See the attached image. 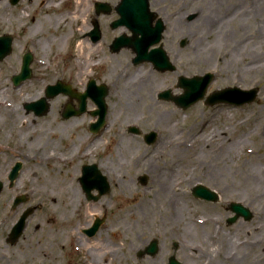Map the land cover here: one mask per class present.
Instances as JSON below:
<instances>
[{
	"label": "rangeland",
	"instance_id": "1",
	"mask_svg": "<svg viewBox=\"0 0 264 264\" xmlns=\"http://www.w3.org/2000/svg\"><path fill=\"white\" fill-rule=\"evenodd\" d=\"M31 1L36 3L33 9L24 18L22 14L17 17L16 12L31 7ZM149 1L152 10L160 9L158 13L167 25H177L164 33L163 47L170 48L166 40L171 39L172 51L182 54L175 57L171 50L167 51L175 71L150 73V64L131 63L134 55L130 50L115 55L108 51L111 39L120 31L110 28L118 15L112 11L95 17L94 5L104 2L114 7L119 0H92L81 20L85 23L83 40L86 39L83 56L93 45L85 33L92 27V19L98 21L101 40L92 57L98 59V65L80 61L75 48L79 38L76 26L64 29L55 25L54 14L43 9V0H21L15 5L10 0L4 2L8 9L0 11V36L9 35L13 41L11 53L0 62V92L7 101H14L17 95L32 98L18 104L19 116L24 118L17 125H12L0 110L3 264H13L15 260L17 264H84V260L87 264H106L109 256H101L106 247L113 252L110 264H167L171 255L181 264H264L260 256L264 255V161L259 159L264 153V0ZM73 5V1L65 3L61 11ZM49 19L51 23L47 22ZM65 36H70L68 41L63 40ZM28 37H32V43ZM182 38L188 40L186 49L178 45ZM56 39H62L63 44L56 43ZM27 52L34 58L31 78L14 86L11 76L19 73ZM207 71H213L216 78L211 90L240 85L248 90L257 88L259 95L249 106L217 109L198 102L182 110L158 99L161 90L170 89L172 95L182 93L174 87L179 76L191 77ZM149 74L152 80L146 81ZM91 79L108 88L105 124L97 134L89 130L96 121L87 112L96 109L89 99L83 115L67 120L60 117L68 102L64 95L49 102L44 116H35L25 108L42 98L46 86L58 80L84 92ZM154 88H158L156 93L152 92ZM130 126L137 127L141 135L127 132ZM149 132L156 133L157 138L146 145L144 134ZM174 139L185 144H166ZM206 140H214V144L204 147ZM89 143L96 148L89 147V155H83L81 152ZM72 144L80 146V152L78 148L74 151ZM218 145H223L221 150ZM218 149L221 156L216 154ZM62 154L68 156L67 165L53 158ZM18 162L22 166L19 174L32 175L29 182L16 180L9 184V171ZM92 164L105 176L110 191L99 199L88 200L81 188L80 210L67 228L64 221L58 223L55 212L60 207V194L67 191L63 180L72 175L75 166L81 178L83 166ZM119 164L137 169L124 174ZM141 175L151 181L141 186ZM198 184L218 192L219 202L195 199L191 190ZM174 191L178 196L170 200ZM21 195L26 201L14 207L15 198ZM231 202L244 204L254 217L227 226V205ZM89 205L97 214L85 229L91 227L95 218L104 216L105 221L93 236L73 230L75 223L82 225L87 221L85 210ZM172 207L178 211L174 213ZM28 208L34 212L27 218L19 240L11 245L7 236L21 212ZM53 230L60 231L61 238ZM93 240L102 241L105 248L86 251L82 247ZM150 240H157L158 254L154 258H138L136 252ZM250 243L254 245L249 246ZM42 246L44 254L32 249Z\"/></svg>",
	"mask_w": 264,
	"mask_h": 264
},
{
	"label": "water",
	"instance_id": "2",
	"mask_svg": "<svg viewBox=\"0 0 264 264\" xmlns=\"http://www.w3.org/2000/svg\"><path fill=\"white\" fill-rule=\"evenodd\" d=\"M18 0H11L12 4H15ZM148 0H121L115 9L117 14L119 15V19L114 23H112V28H118L119 26H125L132 32V37L121 36L119 38L114 39V42L111 46V51H119L122 47L131 48L133 52L136 53V58L133 59L134 63H140L143 61H152L155 68L159 71L165 70H173L171 63L168 60L165 52L162 48H156L152 50L153 55L147 54V48L150 46L157 44L160 41L161 33L164 30L163 24L161 20H158L156 24L153 26L152 22L155 19V15L149 10ZM96 13H110L111 8L107 4H96ZM98 28L95 27V30L90 33L92 39L97 41L99 39ZM11 43L12 39L10 36L0 37V61H2L7 55L11 52ZM155 55V56H154ZM32 61V56L29 53L24 54L23 62L21 67V72L18 75L12 76V82L14 85L18 86L21 82H24L30 79L31 70L29 68ZM210 75L204 76H195L193 78H180V85L184 89V93L180 96L171 98L172 101L182 107L187 108L188 106L196 103L197 101L203 99L206 93V87H208V83L211 80ZM88 90L84 94H78L71 90L69 85H64L61 82H57L55 85L47 86L45 91V97L40 100L27 104V111L32 110L36 116H43L48 113L49 104L48 100L55 98L59 94H66L72 98L78 100L79 109L75 111L72 107L66 106V109L63 113L64 118H69L72 115H80L85 111L86 108V98L90 97L97 105L98 110L93 112L91 115L98 116V121L95 124L91 125V131L97 132L98 129L102 127L104 124V117L106 114V104L104 101V97L106 96V89L103 86L96 87L93 82L88 83ZM258 95L257 89H251L248 91H241L237 88H228L223 91H219L211 94L208 98H206V103L209 105H214L217 103H228L231 105H242L252 103L256 96ZM163 97L165 99H170L168 94H164ZM135 130V129H131ZM148 139V143L153 142L155 139V133H150L146 137ZM21 169V164L16 163L12 168L9 174V183L13 182L17 176L18 171ZM83 176L80 179V182L83 186V190L87 194V198L91 199L92 196L90 192L96 189L99 193L97 197L93 199L96 200L100 198L102 195L107 194L109 191V185L106 181V178H103L101 173L96 168V165L84 166L83 168ZM145 179V178H144ZM143 178L140 179L142 183H145ZM2 184L0 183V189ZM197 197L216 201L217 195L214 192H209L203 187L196 188L194 190V194ZM20 202H24V198H17L13 203L14 206L20 204ZM230 211L232 214H235L233 217L227 220L228 225L234 224L240 217H242L245 221H249L252 219V214L249 209L243 207L240 204L232 203L230 205ZM32 210H26L21 216L20 220L12 229L11 235H9V242L14 244L19 235H21L26 218L31 214ZM103 219L95 220L94 226L86 230L85 232L88 236H93L98 230L99 226L104 222ZM157 243L155 241L151 242V244L145 249L146 252H139L138 257H142L148 253L151 256H154L157 252ZM168 264H181L175 260L174 257H171L168 261Z\"/></svg>",
	"mask_w": 264,
	"mask_h": 264
},
{
	"label": "bare ground",
	"instance_id": "3",
	"mask_svg": "<svg viewBox=\"0 0 264 264\" xmlns=\"http://www.w3.org/2000/svg\"><path fill=\"white\" fill-rule=\"evenodd\" d=\"M7 0H0V11H4L5 9H8L6 4H4V2H6ZM73 1L74 2V5L72 8H69V9H66V11H61L62 10V6L65 4V3H68V2H71ZM29 2V1H28ZM32 2V1H31ZM92 2V0H51L48 1V0H43V9L44 11H46L47 14H49L50 12H52L54 14V22L55 25H57L58 27H62L64 29H67L66 27H70V25H74L76 26V32L77 34L79 35V38L78 40L76 41L77 44H75V48L77 49V53L79 55H81V57L79 58L80 61H83V62H88V64H91V65H98L99 62H98V59L96 60H92V57L95 55L96 53V45H89L90 47L88 48L87 50V53H84V56L82 55L83 52H81V50L84 48L83 45H86V39L83 40V36H82V33H83V29H84V25L85 23H83V21L81 22V20L84 18V16L86 15L87 13V10H89V6H90V3ZM35 2L33 3L32 2V5L31 7H28V6H25L21 9L20 12H16L17 14V17H20L21 14H22V18L25 17V14L29 11V10H32L33 7L35 6ZM56 16V18H55ZM19 19V18H18ZM49 23L50 22V19L49 21H47ZM42 24H44V22H41ZM34 30V29H33ZM69 35L71 36V29L67 30ZM67 33V34H68ZM70 36H65L63 37V40L64 41H68V37ZM28 39L31 41V43L33 42L32 41V37H28ZM62 39H56V43H58L59 45H62L63 44V41ZM83 51V50H82ZM238 54V52L236 53V55ZM238 56V55H237ZM261 68L263 69V72H264V62L261 63ZM84 65H87L86 63ZM249 67L252 66V63L251 64H248ZM84 70V69H82ZM153 68L151 66L149 72L152 73ZM152 75L149 74V75H146V81H151ZM178 84L175 83L174 87H177ZM155 90H152L153 93H156L158 90V88H154ZM0 91H1V88H0ZM27 97V98H26ZM25 98L21 97L20 95H17L15 98H13L14 101H7L5 98H3V92H0V110H1V113H5L6 116H7V119L10 120V122L12 123V125H17V122L19 120H23L24 117H22L21 115L19 116V110L17 108L18 104L23 101V99H26V100H30L32 97H29V96H26ZM16 105V106H15ZM176 108V107H175ZM174 117H176V114L173 115ZM25 120V119H24ZM176 122V121H174ZM221 136H223V132H220L219 133ZM203 137V134L201 135V138ZM205 139V137H203V140ZM218 138H214V140H217ZM83 139H80V141H82ZM175 142H166V144L168 146H173L176 144L179 145V144H185V143H181V142H177V140H180V139H174ZM214 140H210V142H208L207 140L204 141V147H207L209 146L210 144H214ZM86 143V141H85ZM84 143V144H85ZM96 145L95 144H91L89 143L88 147L84 150V152H81L83 155H89V152H91V149H89V147H91L92 149L96 148L95 147ZM223 146V145H222ZM221 145H218V148H222ZM72 147L74 148V151L78 148V152H80L81 149H79L80 146L77 145V147H75L74 144H72ZM82 147V146H81ZM178 147V146H176ZM65 150L67 151L68 149L65 148ZM220 150L218 149L217 151V155L219 156L220 155ZM208 152V151H207ZM253 152V151H251ZM23 157H28V156H23ZM53 158H57L59 160H61V162L63 163H66L65 165H67V162H68V156L67 155H60L58 157H53ZM259 159L263 160L264 161V153L262 154L261 157H259ZM78 166H75L73 168V173L70 177H67L66 179H64L63 181L65 182V184L67 185V191L63 193H61L59 196L60 197V201H59V204H60V207H59V210L56 209V213L58 214V223L62 224L61 222L64 221L65 223V226L68 228V227H71L70 223L72 221H74V215L80 210V203H81V197H82V190H81V187H80V184L78 185L77 183V179H79V172H78ZM256 170V171H255ZM255 173H257L258 169H255ZM261 171V170H260ZM263 172V171H262ZM169 173H173L172 170L169 171ZM30 175H32V173H27V174H19L17 180H19L21 183L23 182H29V178H30ZM75 181V183H74ZM16 183V182H15ZM74 187V188H72ZM174 188V187H173ZM69 189V190H68ZM170 196V200L173 199L174 197L178 196V192L177 191H174V192H171V194L169 195ZM145 206H146V203H145ZM174 209V213H176L177 208L175 207H172L170 210H173ZM86 211V218H87V221H85L84 224L80 225L79 223H75V226H73V230L75 232H79L80 230L82 231L83 228H86L88 227L91 222H92V219L91 217L95 214H97V211H94L93 210V207L92 205H89L87 206V210ZM203 220H206V219H203ZM198 219L195 220V223H198ZM60 227H58L59 229ZM67 228H66V231H67ZM55 231L56 234H58V237L61 238L62 234H60L61 232L60 231H57V230H53ZM54 233V234H55ZM55 234V235H56ZM77 237V240L80 241V234L76 235ZM248 242V241H247ZM249 243V242H248ZM254 243H250L249 246H253ZM104 243L102 241H99L98 240H93L91 242L87 241L85 245H83L82 247L88 251V250H92L93 248H96L97 249H100V247L103 249L105 248L104 247ZM36 254H41L43 253L44 254V251H45V247L42 246V247H37V248H32ZM103 252L102 253V258L106 257L107 255L109 256L108 260L105 262L106 264H108L109 262H112L114 257H113V252H110L109 250V247H106L104 250H102ZM4 250H3V247H1L0 245V264H3V261L5 259L4 257ZM261 256V261L264 262V255H260ZM88 262H86V260H84V264H87ZM13 264H17V261L15 260L13 262ZM110 264V263H109Z\"/></svg>",
	"mask_w": 264,
	"mask_h": 264
},
{
	"label": "flooded vegetation",
	"instance_id": "4",
	"mask_svg": "<svg viewBox=\"0 0 264 264\" xmlns=\"http://www.w3.org/2000/svg\"><path fill=\"white\" fill-rule=\"evenodd\" d=\"M158 11H160V9L159 8H156ZM162 9V8H161ZM159 13H161V11L159 12ZM159 15V14H158ZM162 19H163V21H164V23H165V27H166V30H165V32L167 31V29H174L177 25H176V23L174 22V25L172 26H169V25H167V23H166V20L164 19V17L163 16H161V15H159ZM85 37H88V41H90L93 45H98V43L100 42L99 40H98V42H93V41H91V37L87 34V33H85ZM165 37H163V39H162V45L163 46H165V39H164ZM101 40V39H100ZM166 41H169L170 42V45H171V47H172V40L171 39H168V40H166ZM179 44V43H178ZM168 48L169 50H171L170 52H173L172 50H173V48ZM167 49V50H168ZM168 50V51H169ZM184 51H185V49H184ZM115 55V54H114ZM173 55L175 56V57H181L182 56V54H178V53H175V52H173ZM215 81H216V79H215ZM214 81V82H215ZM214 82H212L211 84H213ZM239 87H240V85H238ZM218 89V88H217ZM222 108V107H226L225 105H222V104H220V105H217V106H215V108L217 109V108ZM222 155V152L220 151V155L219 156H221ZM118 167H120V169L124 172V174L126 173H129V171L130 170H136L137 169V166H134V165H131V166H127V167H123L122 165H120L119 164V166ZM148 181H151L149 178H148Z\"/></svg>",
	"mask_w": 264,
	"mask_h": 264
}]
</instances>
